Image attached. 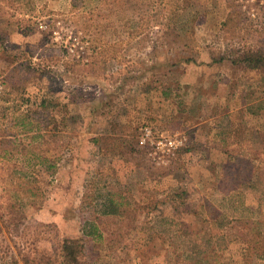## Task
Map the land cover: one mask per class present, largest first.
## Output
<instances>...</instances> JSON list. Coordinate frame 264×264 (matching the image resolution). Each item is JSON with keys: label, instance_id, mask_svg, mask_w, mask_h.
Instances as JSON below:
<instances>
[{"label": "rangeland", "instance_id": "obj_1", "mask_svg": "<svg viewBox=\"0 0 264 264\" xmlns=\"http://www.w3.org/2000/svg\"><path fill=\"white\" fill-rule=\"evenodd\" d=\"M245 51H264V0H0V141L33 120L0 146V215L16 185L41 193L4 259L64 264L68 236L76 264H264V67ZM108 191L120 214L98 212Z\"/></svg>", "mask_w": 264, "mask_h": 264}, {"label": "trees", "instance_id": "obj_2", "mask_svg": "<svg viewBox=\"0 0 264 264\" xmlns=\"http://www.w3.org/2000/svg\"><path fill=\"white\" fill-rule=\"evenodd\" d=\"M240 58H242L243 62H245L247 66H250L252 68L264 67V51H245L243 55L239 56L238 59ZM45 102L44 100L41 101V105L46 107L48 105ZM46 117L45 119L47 123L49 121H54L55 125L53 126L57 127L58 120L55 116L46 115ZM59 118H60V122L68 121L66 116H61ZM32 124H33L32 118L30 116H25V114L19 113L18 115L13 117L11 125L6 126L3 129L4 137L0 141V146L4 147L5 153L8 152L9 148H13V149L16 148L14 147L15 144H12V141L6 138V136L12 135L10 129L20 125L22 129L20 131L18 130V132H25V131L31 132L33 130V128L31 127ZM29 134L31 139L37 137L35 133H29ZM41 136L44 137L45 139V134H42ZM48 140H49L48 137H46V141ZM54 160L55 158H50L48 155H43L42 159L39 162L44 164L46 170H48L49 172H54L57 164ZM32 165L33 164L31 163L28 164L29 167ZM12 192H13L12 200L10 201L9 204H7V206L4 207L3 213H1L0 215V231H2L4 228L5 229L10 228L12 225L13 228H15L16 225H18V223L20 222L19 218H21L22 216L21 205L24 202L22 201L24 196L26 197L27 200L30 201L33 198L39 197V195L41 194L40 188L36 187L34 184H31L29 181H24V183H20L16 185V189H14ZM0 197H2L4 200L1 201L0 205L5 204L6 203L5 189H0ZM103 199L104 202H102L103 204L101 205L102 207L98 211L99 213L103 215H115V214H120V212H122L120 209L122 203L121 201H119L118 198L114 196V192L112 191L106 192V194L103 196ZM88 224L93 226V229H91L92 231L86 230L85 232L87 234H91L95 237L102 236L101 232L98 231L99 228L97 227V225H95L94 222L87 220L85 221L84 226L86 227V225ZM82 240L83 239L79 237H68V236L62 237L60 250H61L62 261L64 264H76L78 262V255L80 254V252H82L81 248L84 246ZM4 257H5L4 255L2 256L0 254V264H31V261L29 260V256H24L23 258L21 257L20 259L12 256L10 257L9 260L4 259ZM34 262L35 264H40L38 261H34Z\"/></svg>", "mask_w": 264, "mask_h": 264}, {"label": "built area", "instance_id": "obj_3", "mask_svg": "<svg viewBox=\"0 0 264 264\" xmlns=\"http://www.w3.org/2000/svg\"><path fill=\"white\" fill-rule=\"evenodd\" d=\"M150 133H151V131L149 130V128H145V134H144V136H142V138L140 139V144L141 145H144L145 143H146V141H147V139H148V137L150 136ZM182 141V140H181ZM181 141L179 142V143H181ZM174 144V141L171 143V142H169V146L171 147L172 145Z\"/></svg>", "mask_w": 264, "mask_h": 264}]
</instances>
